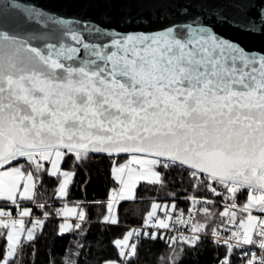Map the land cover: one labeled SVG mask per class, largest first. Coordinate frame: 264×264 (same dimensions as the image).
<instances>
[{"label":"snow or ice","instance_id":"6c2138e0","mask_svg":"<svg viewBox=\"0 0 264 264\" xmlns=\"http://www.w3.org/2000/svg\"><path fill=\"white\" fill-rule=\"evenodd\" d=\"M41 240L44 264H264V0H0V264Z\"/></svg>","mask_w":264,"mask_h":264},{"label":"trees","instance_id":"16d2710c","mask_svg":"<svg viewBox=\"0 0 264 264\" xmlns=\"http://www.w3.org/2000/svg\"><path fill=\"white\" fill-rule=\"evenodd\" d=\"M77 185L83 180L82 174H78L75 178ZM106 192V183L103 178H98L96 175V170H93L92 173V180L87 185V194L89 199L93 198H103ZM82 193H80L76 186L72 187V192L69 196V206H71L72 200L81 198ZM181 208L185 207V205L181 202L179 205ZM128 207V214L127 217L124 215V208L120 209V215L122 223H130L131 226H136L137 219L139 214L143 213L147 205L145 203H140L138 205L132 206H125ZM52 225L49 224L45 228V235L47 240H51V232H52ZM96 232L95 227L92 229V234L94 235ZM46 241L41 240L38 242V249L39 253L37 256V264H44V257H43V245ZM61 243L57 241V244ZM211 252H202L199 255L193 254L187 261V264H211ZM155 255L153 253L147 252V249H141V260L139 264H154Z\"/></svg>","mask_w":264,"mask_h":264},{"label":"water","instance_id":"95a60500","mask_svg":"<svg viewBox=\"0 0 264 264\" xmlns=\"http://www.w3.org/2000/svg\"><path fill=\"white\" fill-rule=\"evenodd\" d=\"M20 2H22V3H29V2H31V0H20Z\"/></svg>","mask_w":264,"mask_h":264}]
</instances>
